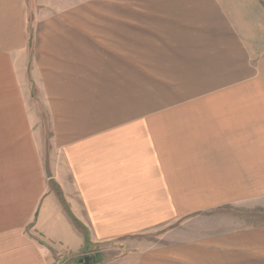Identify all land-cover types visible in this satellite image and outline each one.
<instances>
[{
	"label": "rangeland",
	"instance_id": "1",
	"mask_svg": "<svg viewBox=\"0 0 264 264\" xmlns=\"http://www.w3.org/2000/svg\"><path fill=\"white\" fill-rule=\"evenodd\" d=\"M259 1L264 6V0ZM143 5L144 0L0 1V43L7 42L11 33L19 38L18 43L0 47V63L8 74L0 80V264H80L78 258L86 254L99 259L103 255L100 264H131L145 258L152 264L182 263L178 248L197 253L203 249L206 255L217 252L234 260L241 254L245 258L258 254L237 240L264 223V183L251 189V183H231L229 190L216 191L221 197L206 198L210 191L199 193L192 183L183 187L172 182L169 174L176 173L171 170L176 166H165L170 182L158 192L162 197L128 200V208L105 209L121 214H91L83 207L74 179L81 178L87 159H68L71 146L114 122L123 126L127 121H141L150 112L177 110L184 103L174 101L175 97L193 91L188 83L195 87L193 80L205 73L209 62L221 67L212 75L230 72L225 69L226 55L235 47L223 38L215 40L220 53H213L215 60L206 52L175 54L173 64H161L159 46L146 48L143 39H137L134 55L117 60L119 55H108L104 46L112 47L114 32L143 35ZM65 40L66 49L60 43ZM260 42L254 49L240 46L234 52L245 61V49L259 53L248 62L251 68H260L249 74L263 80L264 54L260 52L264 45ZM170 50L181 53L184 48ZM63 54H72L70 64L54 61ZM89 162L96 173L100 171L96 156ZM152 171L162 170L154 166ZM200 184L209 187V183ZM57 191H62L75 214H60V218L72 220L73 227L85 234L87 247L68 244L59 236L60 230L48 223L55 215L43 208L44 202ZM213 238L220 240H209Z\"/></svg>",
	"mask_w": 264,
	"mask_h": 264
},
{
	"label": "crops",
	"instance_id": "2",
	"mask_svg": "<svg viewBox=\"0 0 264 264\" xmlns=\"http://www.w3.org/2000/svg\"><path fill=\"white\" fill-rule=\"evenodd\" d=\"M4 1L8 3V0ZM143 6V35H137L136 31L114 32L112 47L104 46L109 51L108 55L114 58L115 54L119 55L116 60L122 55H134L137 39H143L144 47L159 46L160 51H155H159L162 57L167 56L165 59L161 57V64H173L172 59L177 54L188 56L206 52L215 60L216 55L220 54L216 38L227 39L231 47H235L229 49L226 55L225 69L230 72L225 76L212 75L211 72L221 70V67L218 68L216 62H209L205 73L195 77L196 82L193 80L192 83H197L195 87L188 83L194 88L193 91L175 97L174 101L184 103L177 110L150 112L141 121H127L123 126H115L114 122L111 127L100 128L102 131L98 129L97 135L81 138L78 145L71 146L68 159L69 156H78L82 161L83 158L87 159L82 165L81 178L74 179L83 207L91 214H121L120 211L105 209L128 208V200L160 198L162 196L158 192L163 190V184L170 182L171 176L174 177L172 182L181 183L183 187L192 183L195 192L210 191L208 196L204 195L206 198H213L218 194V189L229 190L231 183H251L250 189L264 183V79L255 77L254 73L249 74L250 70L256 71L260 67L251 68L248 62L251 57L259 55L255 52L252 54L253 51L248 49H254L259 39L264 45V6L259 0H144ZM229 31L231 33H226ZM67 33L70 35L63 32ZM17 36L12 33L6 36L7 42L2 41L0 47L10 42L18 43ZM126 39L133 40L129 42ZM234 39L240 41L237 43ZM60 43L66 49L67 40ZM181 45L184 48L181 53L170 50ZM240 46L248 48L245 49L247 61L236 58L238 53L234 51ZM213 53L216 55L213 56ZM148 54L152 55L153 51L149 50ZM260 54H264V49ZM63 56H55L54 61L72 62V54ZM4 74L8 76L6 67L0 63V80L5 78ZM196 87L200 89L196 90ZM97 148L98 155H95ZM93 156L101 163L97 173L89 162ZM154 166L161 167L162 171H152ZM165 166H176V171L175 168L171 169L176 173L170 172L169 179L163 170ZM203 182L209 183V187H202L200 183ZM164 190L167 193V189ZM62 194V191L54 192V198L50 197L44 202L43 208L55 215L49 218L48 223L53 230H60L59 236L68 244L87 247L85 234L73 227L72 218L70 222L60 218V214L75 215ZM237 241L246 249H257L258 254L246 258L241 254L234 260L231 255L210 251L206 255L203 249L197 253L195 250L178 248L176 254L181 249L179 257L183 262L173 264H264V223L242 233ZM99 257L93 264L103 263V255ZM148 260L140 259L131 264H152Z\"/></svg>",
	"mask_w": 264,
	"mask_h": 264
},
{
	"label": "water",
	"instance_id": "3",
	"mask_svg": "<svg viewBox=\"0 0 264 264\" xmlns=\"http://www.w3.org/2000/svg\"><path fill=\"white\" fill-rule=\"evenodd\" d=\"M97 260L95 255L86 254L80 258H78V262L80 264H93Z\"/></svg>",
	"mask_w": 264,
	"mask_h": 264
},
{
	"label": "trees",
	"instance_id": "4",
	"mask_svg": "<svg viewBox=\"0 0 264 264\" xmlns=\"http://www.w3.org/2000/svg\"><path fill=\"white\" fill-rule=\"evenodd\" d=\"M97 258V257H96Z\"/></svg>",
	"mask_w": 264,
	"mask_h": 264
}]
</instances>
